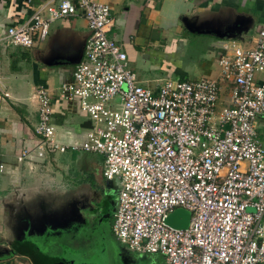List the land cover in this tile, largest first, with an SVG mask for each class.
<instances>
[{
	"label": "built area",
	"instance_id": "obj_1",
	"mask_svg": "<svg viewBox=\"0 0 264 264\" xmlns=\"http://www.w3.org/2000/svg\"><path fill=\"white\" fill-rule=\"evenodd\" d=\"M78 15L90 34L60 97L78 100L89 116L86 139L57 140L52 95L39 86L33 98L40 142L19 161L44 162L49 152L69 150L102 156L104 179L120 185L113 235L139 256L161 254L166 264H264V147L257 132L264 79H256L264 74V26L251 47L222 42L219 80L168 79L157 91L141 83L108 37L111 7L100 0L44 4L0 43L32 48L54 22ZM224 84L230 102L218 113ZM179 208L191 213L187 229L167 223Z\"/></svg>",
	"mask_w": 264,
	"mask_h": 264
},
{
	"label": "crops",
	"instance_id": "obj_2",
	"mask_svg": "<svg viewBox=\"0 0 264 264\" xmlns=\"http://www.w3.org/2000/svg\"><path fill=\"white\" fill-rule=\"evenodd\" d=\"M58 1L0 0V41L9 27L26 22L40 6ZM100 1L111 7L113 24L107 35L127 53L132 70H147L149 64L160 67L163 60L159 53L161 46L166 43V51L169 52L179 48L177 40L170 37L174 29L181 27L187 32L188 27H192L237 34L238 28L242 27L241 40L246 42L252 41L257 30L264 26V0ZM89 34L86 19L78 15L54 22L47 37L37 40L32 48L21 47L23 49L19 50L16 47L20 46L0 43V264H55L64 255L57 249L67 241L85 255L89 248L102 247L101 241L106 239L118 246L120 244L111 225L107 224L100 226L94 236L85 234L76 241L77 231L69 232L74 225L60 228V232L43 229L39 233H32L27 227L24 233L15 235L10 218L18 199L30 209L35 210L33 205L40 206L45 185L53 188L57 183L54 174L49 172L51 169L64 170L82 158L86 164L84 171L89 170L86 156L93 153L83 151L66 152L72 154L71 164L63 167L50 157L53 152L48 153L44 162L19 161L24 151L33 150L40 142L35 131L39 108L33 98L39 86H45L52 95V124L56 128V138L66 145L85 141L90 120L75 119L74 101L61 99L60 93L63 84L73 81L74 68L84 58ZM147 76L143 78L149 79ZM138 78L141 83H151L148 79ZM257 132L264 147V115L259 119ZM67 135L70 136L69 141ZM92 176L95 182L103 177L102 173L94 176L88 172L86 178L80 176L79 180L90 185ZM69 178L66 177L67 180ZM78 188L69 194H74ZM47 231L54 233L51 239H48ZM50 243L51 247L48 246ZM80 264L90 263L83 261Z\"/></svg>",
	"mask_w": 264,
	"mask_h": 264
},
{
	"label": "rangeland",
	"instance_id": "obj_3",
	"mask_svg": "<svg viewBox=\"0 0 264 264\" xmlns=\"http://www.w3.org/2000/svg\"><path fill=\"white\" fill-rule=\"evenodd\" d=\"M170 37L177 40L179 48L176 51L169 52L166 51V43H164L159 49V53L163 57L161 66L159 65L160 67L149 64L147 70L133 69L141 79L148 75L149 79H143H148L151 83H142L143 85L157 91L168 79L188 81L220 79V46L224 39L219 38L213 33L185 32L181 27L174 29ZM169 41L171 42L172 40L170 39ZM245 43H248V45L246 44L248 47L252 45L251 40ZM16 48H19V50L23 49L21 47ZM130 68L132 69L133 67ZM257 78L264 79V74H257ZM229 102V88L224 84V91L221 92L217 112L219 113L223 107L228 106ZM73 105L75 110L73 117L75 119L90 120L89 116L81 110L78 100H75ZM66 137L69 141L70 136L67 135ZM59 142L61 143V141ZM50 157H53V160L59 162V165L63 167L71 164L70 158H72V154L53 151ZM55 158H58L59 161ZM86 159L92 174L94 176H101V161L103 157L98 154H88ZM85 166L86 164L82 161V158H78L74 166L66 167L64 170L51 169L52 171L49 172L54 174V180L57 183L53 185V188H50V185H45L43 195L40 196L39 200L40 206H32L35 210L30 209L31 207H27L26 204L22 203L21 199H18L17 207L13 208L10 217L12 225L15 227L14 234L20 235L24 233L27 227L30 228V232L39 233L38 231L41 232L43 229L65 228L71 225V223L74 225L75 223L84 221L86 213L83 205L89 202L88 200L91 197H95L96 194L92 192L93 190L90 188V185L86 184V181L79 180L80 176L86 178L88 172L91 173L89 170L84 171ZM66 177L71 178L67 180ZM49 180L51 179L47 181ZM92 186L95 187L96 191H99V194L104 196V204L108 203L106 205L105 218L108 220V225H111V220L116 210V203L113 200L120 189L119 180H106L103 177L92 184ZM76 187L79 188L74 191V194L70 195V191ZM83 194L88 195L86 196V200L85 198L82 199V196L85 197ZM101 244L102 247L89 248L88 253L78 260L79 264L83 261H87L90 264H165L164 262H166L163 261L164 259L161 254L136 256L126 245L118 243L119 247L116 243L108 242L107 239L101 241Z\"/></svg>",
	"mask_w": 264,
	"mask_h": 264
},
{
	"label": "flooded vegetation",
	"instance_id": "obj_4",
	"mask_svg": "<svg viewBox=\"0 0 264 264\" xmlns=\"http://www.w3.org/2000/svg\"><path fill=\"white\" fill-rule=\"evenodd\" d=\"M92 184L93 183L91 182L90 188L93 190L92 192L94 194L95 193L96 194H95V197H91L88 200L89 202H86V204L83 205V209L86 213V216H85L86 219H84V221H80L78 223H75L74 226L70 227V230H69V232L77 231L78 237L76 236V238H77L76 241H79L80 237L85 235V234H87L88 236L89 235L94 236L98 232V229L100 226H102L103 224L108 225V220L105 218V214H106L105 210H106V205L108 203L104 204V202H103L104 196L102 194H99V191H96L95 187H93ZM83 195H85V194H83ZM86 196H88V195H85V197L82 196V199L85 198V200H86L87 199ZM117 197H118V194H117L116 198L113 200V201H115L116 205H117ZM101 209H102V211H99ZM113 216H114V214H113ZM71 225H72V223H71ZM47 233L49 236L48 239H51L53 237L52 235H54V233L50 232V231H47ZM67 245L72 246L73 243L67 241V243H64V245L60 249L58 248L57 250H59L61 252V251L66 249ZM48 246L51 247L52 243H50V245L48 244Z\"/></svg>",
	"mask_w": 264,
	"mask_h": 264
},
{
	"label": "water",
	"instance_id": "obj_5",
	"mask_svg": "<svg viewBox=\"0 0 264 264\" xmlns=\"http://www.w3.org/2000/svg\"><path fill=\"white\" fill-rule=\"evenodd\" d=\"M190 32H196V33H213L219 38H222L224 40H229V39H241L242 37V27L238 28V33L237 34H232L227 30H200L197 28H192L188 27ZM246 31V30H245ZM85 50V49H84ZM81 62V61H80ZM78 62V63H80ZM77 63V64H78ZM191 221V213L183 208L176 209L173 213H171L167 219L168 225H170L173 228L176 229H187L190 225ZM60 228L63 227H58L56 229L52 228L51 231H58L60 232ZM58 229V230H57ZM64 229V228H63ZM76 245V244H75ZM70 245L66 246V249L63 250L62 252L64 255H62V259L55 264H79L78 260L80 257L85 255V253L82 252V250L75 248L73 245L69 247ZM79 247V246H78Z\"/></svg>",
	"mask_w": 264,
	"mask_h": 264
},
{
	"label": "trees",
	"instance_id": "obj_6",
	"mask_svg": "<svg viewBox=\"0 0 264 264\" xmlns=\"http://www.w3.org/2000/svg\"><path fill=\"white\" fill-rule=\"evenodd\" d=\"M101 178H103V177H100V179H101ZM94 180H95V179H93V176H92L90 181H91L93 184L95 183ZM113 220H114V218L112 217V220H111V221H112V223H111V227H112V224H113ZM163 258H164V257H163ZM163 261H165V258H164Z\"/></svg>",
	"mask_w": 264,
	"mask_h": 264
}]
</instances>
